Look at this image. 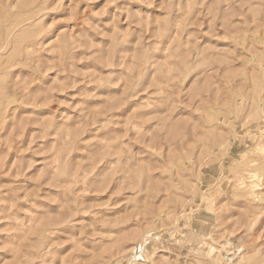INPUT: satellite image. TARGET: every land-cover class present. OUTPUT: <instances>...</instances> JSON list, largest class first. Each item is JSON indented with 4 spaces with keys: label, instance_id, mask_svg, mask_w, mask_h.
I'll use <instances>...</instances> for the list:
<instances>
[{
    "label": "rangeland",
    "instance_id": "374dc122",
    "mask_svg": "<svg viewBox=\"0 0 264 264\" xmlns=\"http://www.w3.org/2000/svg\"><path fill=\"white\" fill-rule=\"evenodd\" d=\"M0 264H264V0H0Z\"/></svg>",
    "mask_w": 264,
    "mask_h": 264
},
{
    "label": "bare ground",
    "instance_id": "6f19581e",
    "mask_svg": "<svg viewBox=\"0 0 264 264\" xmlns=\"http://www.w3.org/2000/svg\"><path fill=\"white\" fill-rule=\"evenodd\" d=\"M196 215V214H195ZM214 248V247H213ZM209 249V248H208ZM212 249V248H211ZM210 250V249H209ZM213 251V250H212ZM212 253V252H211ZM215 257V256H214Z\"/></svg>",
    "mask_w": 264,
    "mask_h": 264
}]
</instances>
